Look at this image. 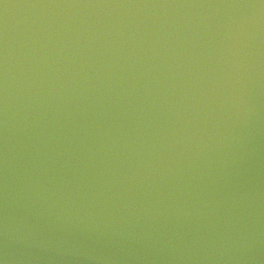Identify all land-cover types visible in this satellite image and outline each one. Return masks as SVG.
I'll return each mask as SVG.
<instances>
[{
    "label": "water",
    "instance_id": "1",
    "mask_svg": "<svg viewBox=\"0 0 264 264\" xmlns=\"http://www.w3.org/2000/svg\"><path fill=\"white\" fill-rule=\"evenodd\" d=\"M0 264H264V0H0Z\"/></svg>",
    "mask_w": 264,
    "mask_h": 264
}]
</instances>
